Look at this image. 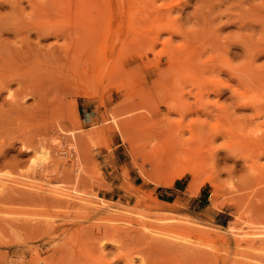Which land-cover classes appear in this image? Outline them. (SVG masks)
I'll return each instance as SVG.
<instances>
[{"label": "rangeland", "instance_id": "obj_1", "mask_svg": "<svg viewBox=\"0 0 264 264\" xmlns=\"http://www.w3.org/2000/svg\"><path fill=\"white\" fill-rule=\"evenodd\" d=\"M136 1L144 14L134 8V53L107 58L128 68L118 91L99 80L108 64L102 55H63L48 49L61 38L38 41L32 25L42 17L34 0H0V173L70 192L40 195L21 184L0 189V264H129V255L130 264H254L262 258L264 141L255 140L264 138V0ZM151 5L194 33L186 35L200 50L191 57H200L205 76L217 73L220 93L208 90L200 100L193 79L173 69L175 55L159 54L168 33L149 40L152 23L145 18L157 8ZM181 38L172 36L173 44ZM100 39V47L108 41ZM191 57L183 59L196 63ZM95 85L99 91L89 94ZM121 108L132 113L124 133L116 125L127 115L117 114ZM125 133L131 140H123ZM164 175L172 184L156 180ZM102 200L121 207L126 220L108 219L98 206ZM180 223L186 232L176 229ZM169 230L184 234L183 243L193 248L171 252L159 237L173 234Z\"/></svg>", "mask_w": 264, "mask_h": 264}, {"label": "bare ground", "instance_id": "obj_2", "mask_svg": "<svg viewBox=\"0 0 264 264\" xmlns=\"http://www.w3.org/2000/svg\"><path fill=\"white\" fill-rule=\"evenodd\" d=\"M33 0H29V2L31 3ZM136 1V0H135ZM153 1L155 0H152V2H149L150 4L153 3ZM167 1V0H165ZM172 1V0H171ZM137 4H138V0L136 1ZM135 2V3H136ZM140 2H142L140 0ZM139 2V3H140ZM146 2V1H145ZM170 2V1H169ZM34 3L35 5H37L39 7V13H40V16L42 17L41 20L38 21H35L34 24L32 25V28L33 30H35V33H36V36L38 38V41L41 39V38H45L47 36H54L55 37V42H59V39L61 38L62 39V42L59 43V44H55V43H50L48 44L49 45V50H56L57 52H59L60 54H63V55H102V60L106 61L108 63V59L112 58L113 55H122V51H124V53L126 55L129 54V51L131 50V54L134 53V39L135 35L134 36V15H136L134 12V0H34ZM162 3H165L163 2L162 0ZM162 3L159 2V4L161 5V7H163ZM143 4V3H141ZM155 4V2L153 3V5ZM167 4V3H166ZM165 4V5H166ZM139 5V4H138ZM152 6V5H151ZM149 6V7H151ZM157 6V5H156ZM156 6H152V7H156ZM170 6L172 5H169L167 4L166 5V11H168L170 9L171 11V8ZM159 6H157L156 9H154L152 12L149 13V16H147L145 19L148 20V18L150 19L151 21V25H149L150 23H147L149 25V28L148 31L147 29H145L147 32V34L149 33L150 31V34H148L150 36V39L149 40H153V43H155L156 41L158 42V39L160 38V35L163 33V32H167L168 35L165 36L166 38L164 40H162L161 44H162V47L161 49L159 50V54H164V55H175L173 56V58L171 57L170 59L171 60H176V62L174 63L173 65V69L176 68V70L179 72H182L183 73H187V75H189V77H191L193 79V82L195 84V89L197 90L196 92V95L197 97H199V99L201 100L204 96H205V92L208 91V90H211L214 92V90H217V94L221 92V89L223 88H219V85L221 83V80L220 78L216 79L215 76L216 74L215 71H214V75H204V73L198 69L199 65L201 67V64H199V59L200 57L198 56V63L196 62V59H194V57L191 55H196V49H198L199 47V43L198 41L192 39V38H189L188 36H192L193 34L189 35L188 33V30H185L182 28V24L180 25L177 18L175 17H172L171 14H170V11L169 12H165L164 8H162L164 10L165 13H163V10L162 9H159L158 8ZM143 8V7H142ZM162 10V11H161ZM135 11H140V9L138 8H135ZM141 12V11H140ZM144 12V11H143ZM139 13V12H138ZM142 13V12H141ZM144 13H142L143 15ZM141 15V14H140ZM141 15V17H142ZM139 17V15H138ZM137 18V17H136ZM139 19H143V18H140ZM141 21V20H140ZM144 21V19H143ZM135 22H138L137 20ZM182 22V21H180ZM54 23H57V24H54ZM138 24V23H137ZM136 26V24H135ZM144 28V27H143ZM199 28V27H198ZM187 29V28H186ZM218 29V28H217ZM144 30V29H143ZM191 30H193L191 28ZM200 30V29H199ZM137 31V30H136ZM137 32H141L142 33V30L141 31H137ZM145 32V31H144ZM191 32H197V31H191ZM144 33V34H146ZM146 34V36H147ZM166 34V33H165ZM188 34V36L186 35ZM196 34V33H195ZM198 34V33H197ZM202 34V33H201ZM174 35H180L181 38V42L177 43L176 45L173 44L175 42H173L172 40V36ZM107 37L108 41L104 42L101 47H100V37ZM147 36V37H149ZM163 36V35H162ZM186 36V37H184ZM188 37V38H187ZM193 37V36H192ZM104 39V38H103ZM102 39V41H103ZM106 39V38H105ZM104 39V40H105ZM147 39V40H148ZM198 39V38H197ZM110 40V41H109ZM145 41H142L141 39V42H146V37L144 39ZM140 42V43H141ZM202 42V41H200ZM137 43V42H136ZM142 43V44H143ZM198 43V45H197ZM204 43V42H203ZM99 44V50L96 49L97 45ZM145 44V43H144ZM148 44V42L146 43V45ZM209 44V43H208ZM127 45L131 46V48L129 47L128 48V52L127 51V48L125 49V47H127ZM145 45V47H146ZM202 45V44H201ZM107 46H108V50H106L104 52L105 49H107ZM142 47V46H141ZM151 47V46H150ZM153 47V46H152ZM151 47V48H152ZM217 47V46H216ZM138 48V46H137ZM143 48H144V45H143ZM160 48V47H159ZM200 48V47H199ZM125 49V50H124ZM141 49V48H140ZM148 49V48H147ZM154 49V48H153ZM150 50V49H149ZM200 50V49H198ZM212 50V49H211ZM110 52V54H107L106 52ZM151 52V51H150ZM153 52V51H152ZM157 52V51H156ZM156 52H153V53H156ZM140 53V52H138ZM213 53V51H212ZM124 54V55H125ZM158 54V53H157ZM201 54V52H200ZM107 55V56H106ZM183 55V57L181 56ZM184 55H190L191 59L192 60H195L196 63H194V61L190 62V63H187L183 58H184ZM210 55V54H209ZM216 55V54H215ZM120 57V56H119ZM130 57V56H129ZM108 58V59H107ZM117 58V57H116ZM114 58V59H116ZM214 58V57H213ZM91 59V57L89 58ZM109 59V61H110ZM114 59H113V62H114ZM120 59V58H119ZM190 59V58H189ZM211 60V58H207V59H202L203 61H207V60ZM83 60V59H82ZM88 60V59H86ZM170 60V61H171ZM215 60V58H214ZM89 63H90V60H88ZM104 61V62H105ZM201 61V60H200ZM203 61L201 63H203ZM111 62L110 64L108 63L107 64V70L105 69V65L101 64V69H105L106 72H102L104 73V77H102L101 79L99 78V80L106 84H110V83H113V86L114 85H117L116 86V89L119 91L121 88H123V84H122V77H126V74L127 71H128V68L125 67V65H121L122 63L121 62H117L116 61V65ZM124 62V61H123ZM130 62V61H129ZM210 62V61H209ZM218 62V61H217ZM85 63V62H84ZM87 63V62H86ZM97 63V61H96ZM99 63V62H98ZM97 63V64H98ZM120 63V64H119ZM125 63V62H124ZM128 63V62H127ZM172 63V64H173ZM211 63V62H210ZM88 64V63H87ZM100 64V63H99ZM119 64V65H118ZM197 64V66H196ZM207 65V63H205ZM212 64V63H211ZM210 65V64H209ZM222 65V64H221ZM82 66L84 67L85 64ZM95 67V65H93ZM127 66V65H126ZM176 66V67H175ZM216 66V65H215ZM226 66V65H225ZM88 67V66H87ZM90 67V66H89ZM88 67V68H89ZM92 67V65H91ZM90 67V70L94 67L91 68ZM199 67V68H200ZM209 67V66H206V68ZM222 67V66H221ZM229 67L230 64H229ZM233 67V66H232ZM87 68V69H88ZM205 69L204 66H202L200 69ZM85 70V74H87V70L86 68H83ZM126 69V70H125ZM166 69V68H164ZM202 69V70H203ZM209 69V68H208ZM82 70V71H84ZM161 70V69H160ZM167 70V69H166ZM206 70V69H205ZM203 70V71H205ZM211 70H212V67H211ZM223 70V69H222ZM230 70V69H229ZM89 71V70H88ZM98 71V70H97ZM104 71V70H102ZM168 71V70H167ZM209 71V70H207ZM218 71V70H217ZM91 72V71H90ZM94 72V71H93ZM101 72V71H100ZM100 72H97L100 73ZM164 72V71H163ZM169 72V71H168ZM206 72V71H205ZM89 73V72H88ZM90 74H93V73H90ZM130 74V73H129ZM89 75V74H88ZM103 75V74H102ZM101 75V76H102ZM55 76V75H54ZM90 76H93V75H90ZM100 76V75H98ZM161 76V75H160ZM164 76V75H163ZM213 76V77H211ZM124 77V80L127 81L128 78H125ZM130 77V76H129ZM218 77V76H217ZM88 78V76H87ZM167 78V77H166ZM85 79V76L83 78V80ZM95 80V79H94ZM123 80V82H125ZM184 80V79H183ZM88 81V79H87ZM99 81V83H100ZM98 82V81H97ZM95 82V83H97ZM128 82V81H127ZM105 84V85H106ZM193 84V86H194ZM127 85V84H125ZM124 85V88L127 87ZM224 85V83H223ZM98 86V85H97ZM95 85L94 88H92L91 92H89V94H96L97 90L99 89V87H97ZM227 87V86H226ZM231 88V86H228ZM97 88V89H96ZM106 89V87H105ZM115 89V88H114ZM83 90V89H82ZM125 90V89H124ZM235 90V89H234ZM81 91V90H80ZM99 91V90H98ZM117 91V92H118ZM83 92V94L86 92L81 91ZM96 92V93H95ZM101 94V93H100ZM177 96V95H176ZM196 97V96H195ZM198 99V100H199ZM143 101V100H142ZM140 102V101H139ZM176 102V101H175ZM141 103V102H140ZM177 103V102H176ZM122 104L124 105V103L122 102ZM127 104V103H126ZM130 105L128 106H131V103H129ZM143 105V104H142ZM181 105V104H180ZM224 105V104H222ZM122 107V105H120ZM134 106V103L133 105ZM239 106V105H238ZM180 107V106H179ZM218 107V106H217ZM221 107V106H220ZM128 108V107H127ZM130 108V107H129ZM132 108V109H131ZM131 111L134 110V107H131ZM224 107H221V111H224L223 109ZM124 109V108H123ZM129 109V110H130ZM219 109V108H218ZM227 109V108H226ZM129 110L128 111H125V110H122L121 108V111L123 112H118L117 114H127L125 115L124 117H122L118 122L116 121V125H117V129L118 131L124 133L126 132V129L130 130L131 128L129 127V125H127L126 123V120L129 118V115L131 114L132 116V113H129ZM221 111H218V113ZM115 113V115H116ZM114 114V113H113ZM129 114V115H128ZM134 115V114H133ZM136 115V114H135ZM137 115H138V112H137ZM222 115V114H220ZM128 116V117H127ZM120 117V116H119ZM137 118V117H136ZM222 118V117H220ZM106 119V118H105ZM130 120V119H129ZM128 121V120H127ZM129 122V121H128ZM108 123V122H107ZM110 123V122H109ZM111 124V123H110ZM114 124V123H113ZM103 126V124H102ZM106 126V125H105ZM112 126V125H111ZM114 126V125H113ZM203 126V125H202ZM114 128V127H113ZM112 128V129H113ZM116 128V127H115ZM130 128V129H129ZM200 128H202L200 126ZM104 129V128H103ZM110 129V127H109ZM222 130H224L223 128H221ZM99 130V129H98ZM105 130V129H104ZM114 130V129H113ZM198 130V129H197ZM196 130V131H197ZM221 130V132H222ZM94 131V130H93ZM107 131V129L105 130ZM133 131V130H132ZM132 131H129V133ZM202 131L201 130H198ZM226 131L227 133V129L224 130ZM95 132V131H94ZM99 132V131H98ZM128 132V131H127ZM204 132V130H203ZM202 132V133H203ZM223 133V132H222ZM226 133H225V136H226ZM198 134V133H197ZM197 134H195V136H197ZM206 134V133H205ZM86 135V134H85ZM199 135V134H198ZM204 135V134H203ZM223 136V135H222ZM203 138V136H200ZM123 138V136H122ZM131 140V135L129 134H126L125 133V136L123 138V140H126L128 139ZM209 138H207L208 140ZM257 139V138H256ZM264 138H259L258 140H255V143H258L260 141H264L262 140ZM202 142H203V139H201ZM210 141V140H209ZM208 141V142H209ZM203 145V144H202ZM252 145V144H250ZM206 146L208 147L207 143H206ZM205 147V146H204ZM183 172H186L185 171H182L181 173ZM3 174V173H2ZM1 173H0V186H1V190L5 189V187L7 188L8 184H11L10 186H14V187H17L15 186V184H21V185H25V186H30V187H34V190H37V192H40L41 190H45V191H48V193L50 192L51 195H62V196H68L70 195V192L66 191V188L65 189H61L60 186H53L51 185L50 187H44L42 186L40 183H36L35 180L33 182L31 181H21V180H15V179H12V178H9V177H6V176H3ZM99 174V173H98ZM180 174V173H178ZM14 176V175H13ZM158 176V175H157ZM17 177V176H16ZM159 177V176H158ZM156 178V177H155ZM22 179V178H21ZM102 179V178H101ZM211 179V178H210ZM99 180V178H98ZM157 181L159 180L160 183L164 184V185H170L172 184V176L170 175H164V176H161L159 179H156ZM43 181V180H42ZM14 184V185H13ZM55 185V184H54ZM57 185V184H56ZM3 188V189H2ZM37 188V189H36ZM69 190H71L69 188ZM44 193V192H43ZM49 193V194H50ZM40 195V193H38ZM45 197V196H44ZM52 197V196H51ZM55 197V196H54ZM81 197V196H80ZM99 198V197H98ZM69 200V199H68ZM95 201H97L95 199ZM94 201H92L93 203ZM100 202V201H98ZM103 203H98V206L100 205L102 207V209H104V213L105 211H108V219L110 220H114V221H124L126 220L124 217H126L125 215L123 214H126L125 212L122 213V208L118 207V205H114V204H111V203H105V200L103 201ZM76 203V202H75ZM115 203V202H114ZM117 203V202H116ZM95 204V203H94ZM97 204V203H96ZM93 205V204H92ZM92 205H89V206H92ZM94 206V205H93ZM99 206V207H100ZM121 206V205H119ZM134 207V206H133ZM132 207V208H133ZM92 208V207H91ZM96 208V207H95ZM125 208V207H124ZM97 209V208H96ZM124 210V209H123ZM126 210V209H125ZM133 210V209H132ZM135 210V209H134ZM103 211V210H102ZM119 212V213H118ZM107 213V212H106ZM147 214V213H146ZM155 214V213H153ZM156 215V214H155ZM104 216V215H103ZM129 216V215H128ZM158 216V214H157ZM163 216V215H162ZM105 217V219H106ZM171 217V216H170ZM175 217V216H174ZM2 218V217H1ZM128 218V217H127ZM177 218V217H176ZM124 219V220H123ZM5 220V219H4ZM177 220V219H175ZM179 220V219H178ZM177 220V221H178ZM140 223H141V220H139ZM180 221V220H179ZM144 222V221H142ZM104 223V222H103ZM183 223V222H182ZM185 223V222H184ZM159 224V223H158ZM181 224V223H180ZM142 225V224H141ZM144 225V224H143ZM165 226V224H163ZM172 225V224H170ZM178 224L176 223H173V226H175ZM182 225V224H181ZM97 226V225H96ZM127 226V225H126ZM153 226V225H152ZM169 227V225H166V227ZM180 226V225H179ZM155 227V226H154ZM160 227V226H159ZM115 228V227H113ZM126 228V227H125ZM138 228V227H136ZM153 228V227H152ZM171 228V227H170ZM180 228H182L180 230ZM262 228V227H261ZM156 229V228H155ZM174 229V227H173ZM176 229L182 231L184 230V224L180 227H176ZM98 230V229H97ZM160 230V229H159ZM163 230V229H161ZM166 230V229H165ZM172 230V229H171ZM171 230H169L171 232ZM176 230V231H178ZM186 230V229H185ZM184 230V231H185ZM117 231V229H116ZM153 231V230H151ZM155 231V230H154ZM168 231V232H169ZM159 232V231H158ZM162 232V231H161ZM167 231H163L161 235H159V237L161 236L160 239L164 240L168 245L166 246H170L169 249H172L170 250L171 252H177L175 253L176 255L177 254H180V252H184L185 249H186V244L183 243V241L186 240V238L184 237L185 235L184 234H181L183 233V231L180 233L178 232V234H174L173 231L171 233L173 234H168L166 233ZM186 232V231H185ZM184 232V233H185ZM211 232V231H210ZM247 232V231H246ZM248 233V232H247ZM158 234V233H157ZM182 236H181V235ZM189 235V234H188ZM158 237V236H157ZM190 245V244H189ZM188 245V246H189ZM164 246V245H163ZM187 246V248H188ZM252 246V245H251ZM103 247V246H102ZM192 247L191 245L189 246V248ZM259 247V246H257ZM261 247V250H262V253H260L262 256V258H264V245L260 246ZM259 247V248H260ZM186 249V250H189ZM193 248V247H192ZM167 249V250H169ZM197 249V247H196ZM191 250V249H190ZM196 251V250H195ZM193 249L191 250V252H195ZM202 251V250H201ZM190 252V251H189ZM203 252V251H202ZM240 252V251H239ZM238 252V253H239ZM243 252V251H241ZM240 252V253H241ZM169 253V252H168ZM186 253V252H185ZM200 254H207L206 253H201L200 251L198 252ZM212 253V252H211ZM171 254V253H170ZM209 254V252H208ZM256 254V253H254ZM128 254H126L127 256ZM215 255V254H214ZM259 255V254H258ZM124 256V255H123ZM130 256V255H129ZM126 257V263H129L130 264V261L132 262L131 260V257ZM173 256V255H172ZM186 256V255H185ZM192 256V255H190ZM252 256V255H251ZM255 256V255H253ZM37 257V256H36ZM197 257V256H196ZM256 258L258 256H255ZM204 258V257H203ZM260 257V259H256V263L254 264H264V259H262ZM262 259V260H261ZM42 261V260H40ZM133 263V262H132ZM111 264V263H109Z\"/></svg>", "mask_w": 264, "mask_h": 264}]
</instances>
